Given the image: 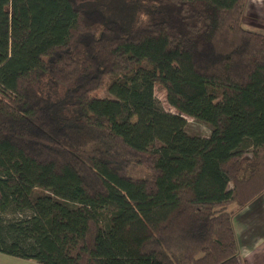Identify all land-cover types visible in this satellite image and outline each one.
I'll return each mask as SVG.
<instances>
[{
    "label": "trees",
    "instance_id": "16d2710c",
    "mask_svg": "<svg viewBox=\"0 0 264 264\" xmlns=\"http://www.w3.org/2000/svg\"><path fill=\"white\" fill-rule=\"evenodd\" d=\"M110 1L0 0V253L236 264L233 217L264 193V33L248 0H131L129 25Z\"/></svg>",
    "mask_w": 264,
    "mask_h": 264
},
{
    "label": "crops",
    "instance_id": "0c3cea01",
    "mask_svg": "<svg viewBox=\"0 0 264 264\" xmlns=\"http://www.w3.org/2000/svg\"><path fill=\"white\" fill-rule=\"evenodd\" d=\"M262 18L264 0H248L243 25L264 33ZM233 226L239 244L236 264H264V193L233 217Z\"/></svg>",
    "mask_w": 264,
    "mask_h": 264
},
{
    "label": "rangeland",
    "instance_id": "374dc122",
    "mask_svg": "<svg viewBox=\"0 0 264 264\" xmlns=\"http://www.w3.org/2000/svg\"><path fill=\"white\" fill-rule=\"evenodd\" d=\"M104 1L106 0H98V2L94 6L100 7L101 4L104 3ZM106 11L107 13L106 12L105 13L109 14L110 18H114L115 20L119 21L124 25H129L133 18L134 8L131 0H111L107 5ZM262 20H264V18H262ZM244 23H246V21H244ZM244 26L246 27L247 25L244 24ZM155 96L158 99L159 112L168 115H174L180 112L179 104L167 98V93L163 87L161 86L156 87ZM137 113L138 110H135L133 113L134 120H136ZM185 117L188 121L189 124L188 129L190 132L201 134L203 136L209 135L211 131L210 120H200L195 116H190V115H187ZM201 166H202V161H199L196 169H199ZM181 176L183 179H185L188 178L190 174L184 173ZM0 264H41V263L37 262L36 260L21 259L0 253Z\"/></svg>",
    "mask_w": 264,
    "mask_h": 264
}]
</instances>
